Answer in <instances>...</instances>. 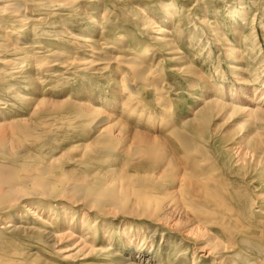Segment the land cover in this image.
<instances>
[{
	"label": "rangeland",
	"instance_id": "374dc122",
	"mask_svg": "<svg viewBox=\"0 0 264 264\" xmlns=\"http://www.w3.org/2000/svg\"><path fill=\"white\" fill-rule=\"evenodd\" d=\"M50 10L44 12L48 15ZM48 17L49 26L29 28L25 43L36 42L73 57L79 53L75 41L107 46L121 35L127 39L123 50L140 54L145 47L153 49L146 59L153 57V66L159 61L160 78H154L149 89L137 84L125 67L91 73L52 65L31 71L34 79L40 77L36 84L7 81L3 75L0 99L6 105L0 107V163L15 170L17 183L28 175H43L52 191L48 199H34L27 183L19 194L26 201L14 207L10 201L1 205L0 257L33 254L37 264H264V0H92ZM4 31L0 23V41L8 43ZM154 87L167 93L164 106L173 125L195 145L194 158L203 161L202 171L226 186L224 204L237 213L239 225L232 229L229 248L220 229L213 225L201 229L185 214L173 216L170 228L109 205L85 214L89 201L71 198L59 182L66 176L70 182L86 177L91 195L97 189L109 197L143 193L142 186L121 176L131 170V133L148 132L175 145L167 129L160 130L158 119L148 126L141 117L145 109V118L161 116L164 110L155 103ZM129 89L144 103H131L136 112L128 117L127 109L120 111L131 95ZM41 97L43 104L34 110V100ZM96 108L112 115L111 133L128 139L117 157L115 152L102 156L96 152L99 147L81 117ZM30 124L35 131L24 133ZM26 205L35 207L33 217L24 214ZM8 223L26 229L2 230ZM72 231L75 237L85 234L82 245L63 235ZM200 234L209 240L196 239Z\"/></svg>",
	"mask_w": 264,
	"mask_h": 264
},
{
	"label": "bare ground",
	"instance_id": "6f19581e",
	"mask_svg": "<svg viewBox=\"0 0 264 264\" xmlns=\"http://www.w3.org/2000/svg\"><path fill=\"white\" fill-rule=\"evenodd\" d=\"M89 2H92V0H37V2H33L32 0H0V23L6 30L4 31V33L6 34L4 38L7 40L9 39L8 43L0 41V66L5 67L2 70L0 68V82L4 80V78H2L3 75H7V81L19 80L25 84H36L35 82L38 83V79L40 77L38 75L39 78L34 79L33 71L35 69L37 70V72L44 71L48 68H51L52 65H58L66 69L73 68L75 72L88 71L91 73H103L109 69L118 72L119 70L121 71L122 67H125L128 68L130 72L132 71V76L137 84L143 85L145 88L147 87L150 89V87L155 83L154 78L159 77L158 75H160V72L158 70L160 67L157 66L159 61H156V63L158 62L156 66L151 65L154 58L151 57L149 59H146V56L153 55L151 54V51L153 53V49L150 50L147 47H145L146 49H143L140 54L136 53L134 50H123L121 45L124 44V42L127 43V39H125L124 36H118V39L116 41L108 44L107 46H104L102 44V46H99L100 44L96 46L94 42L89 43L90 41L87 40L85 43L75 41V44H78L77 52L79 53L77 54L78 56L73 55V57L67 54V52H52L46 46L42 44L39 45V43L37 44L36 42H33L34 44H31V41L29 43H25L27 41V37L29 38L28 32L31 26L39 27L45 24H48L49 26L48 22L50 19L48 15L50 16V18H52L53 14L57 15V13H61L62 11L67 10V8L68 10L69 8L72 9L73 7L77 9L83 4ZM50 8V14L48 13L47 15V13H45L44 11H47ZM8 26H11L10 29H7L9 28ZM36 31L39 30L36 29ZM118 45H120L119 48ZM116 48L118 49L116 50ZM32 49L33 51H31ZM114 50L116 52H113ZM84 54H87L86 59L83 56ZM63 57H66V59H63ZM23 58H26L27 60L24 59L23 61H20ZM16 59L19 60L16 61ZM31 71L33 73H31ZM119 76L123 77L124 74H119ZM59 81L56 82V84H58ZM159 81L156 82V84H159ZM54 82L55 80L53 81V83ZM41 83L43 84L45 82L39 81V84ZM158 88H156V90L154 89L156 91V95L154 94V96L156 105L161 106L162 109L164 107V110H162L161 112V116L160 114L157 115L155 113L157 116L151 115V117L145 118V115L148 116L147 111H145V107V110L142 108L141 109L142 111L144 110V112H146L147 114L144 113L145 115L142 114L141 117L145 119L148 126H150L152 122L155 123V121L158 119L160 130L167 129L166 135L170 136V138L173 140L172 142L175 145H172V143L170 145H167L162 141L163 138L159 139L157 136H150L148 135V132L147 134L146 132H144V135V133H139L137 131L131 133L130 131V133L132 134L131 140L134 141V148L130 152L131 154H133V159H131V161L128 163L131 170L130 172L122 173L121 176L125 181L132 185L138 184L139 186H142L144 190L143 193L137 196H135L134 192H132V196L131 193H118L115 194L116 196L114 195V197H109L106 195L105 190L97 189L95 191L96 195H91L87 192L89 186L87 184L88 179H86V177L83 178V182H70L72 178L70 176H66L67 180H64V178L59 182L65 187L67 194L70 195L71 198L77 197V200L82 199V201H89L88 206L84 207V210H86L85 214H90L91 212H94V210L96 211L97 206L99 207L102 205H109L115 210H118L120 212L123 211V213L125 214H130L136 217L144 216V218L148 219L154 224H161L165 226L168 225L167 227L169 228L173 224V216H176L177 214H185L191 216V220H193L195 223L200 224L199 226H201V229H204L211 225L220 229L222 235L228 237V239L225 241L229 245L227 246V248H229L233 244V234L231 232L232 229H235L234 226L238 224V220L235 216V214L237 213L232 214V209L230 210L231 207L228 208L224 204V198L228 193L226 192V186L224 187V184L222 185V183H217L216 181L218 180V178H215L216 176L214 177L211 172L204 173V171H202L203 161H195L193 154V152L196 151L194 147L195 145L192 146V142L186 132L178 129L176 127V124H174L175 126L173 125L167 106H164L167 93L163 92L162 89L157 90ZM124 90L123 92H125ZM128 91L131 93V95H129L127 98L124 96L126 99L124 98L125 102L122 100L123 104L121 103V105L124 108L122 107L120 114L123 113L124 109H127L126 112L128 114L126 115L129 117L130 115H133L134 112H136L134 111L135 109L133 108V105L131 103L136 102V104H141L144 102L142 100H138V95L134 93L133 89V92L131 91V89H129ZM128 91L127 93H129ZM121 99L123 98L120 97V102ZM43 102L44 98L42 97L35 99L34 110L42 105ZM120 102H117L116 104L120 105ZM5 105L6 104L4 102L2 103V99H0V107ZM101 111L96 108L93 110L91 115L83 112L81 113V117L85 119L89 133L93 136L96 145L99 147H97L98 149L96 152L99 155L115 152V157H117V155H119L120 153V145H123L124 142L128 139L125 136L123 137V135H121L120 133H111L110 127L112 126L109 124L112 115H106ZM115 112H117V110H115ZM150 113L151 112L149 111V116ZM138 114L136 115L138 116ZM26 120L27 119H20L19 121L24 122ZM40 124H42V122ZM40 124L38 125L40 126ZM32 125L30 124L23 130V132L30 133L31 131H35V127ZM136 126H138L137 123ZM156 130L158 129H155L154 131L152 130V132H155ZM130 144L132 143L128 141L127 145ZM64 175H66V173ZM27 183L28 185L31 184L30 187H32L33 191L30 194V197L33 196L34 199L37 198L39 200H43L46 197L48 199V196L50 194L49 190H51V187H49L51 184L48 178H45L43 175L34 174L26 176L23 179V182L17 183L15 170L5 163H0V208L2 204L9 201L10 205L13 207L18 203L21 204L23 201H26L25 198L27 197L25 195L19 194H22L21 186L26 187L25 185H27ZM235 193L238 192L236 191ZM56 194L58 195L59 193ZM224 194L225 196L222 197V195ZM89 199H91L92 202ZM74 204L78 203L75 201ZM36 206H39V204H37ZM32 209H35V207L31 208L30 205L23 206L24 214L32 215L33 217L35 213ZM237 226L239 227V225ZM1 229L13 231L26 228L24 226L17 227L16 225H9L8 223L1 227ZM73 231L67 232L66 234L64 232L63 235L68 238L75 237ZM43 233L44 235H48L46 232ZM240 234L241 233H239L238 235ZM84 235L85 234L75 237L77 239L76 244L82 245L84 243ZM195 238L205 240V236L201 234L199 236H196ZM207 245L208 244H205V247ZM21 254L10 256L9 259H3L2 256L0 257V264H37L36 258L33 254L26 253L25 256ZM20 255L23 257H21Z\"/></svg>",
	"mask_w": 264,
	"mask_h": 264
}]
</instances>
